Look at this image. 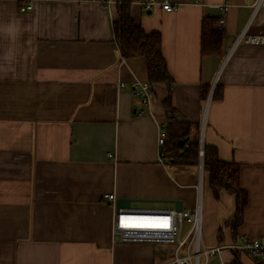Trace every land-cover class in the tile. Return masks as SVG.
Masks as SVG:
<instances>
[{
	"label": "crops",
	"instance_id": "obj_1",
	"mask_svg": "<svg viewBox=\"0 0 264 264\" xmlns=\"http://www.w3.org/2000/svg\"><path fill=\"white\" fill-rule=\"evenodd\" d=\"M119 1L39 0L25 11L0 0V264L171 260L170 243L113 241L106 193L132 199L130 208L198 204L206 248L264 235V43L238 39L264 35V6L229 0L224 12L225 0H169L175 9L165 11L133 1L134 21L159 32L172 79L151 83L144 106L133 84L148 82L145 59L121 58L113 38ZM224 13L219 52L201 53L202 21ZM171 120L166 155L185 131L215 148L238 166L242 205L224 189L215 196L198 162L157 160L159 126ZM220 258L264 264L231 249Z\"/></svg>",
	"mask_w": 264,
	"mask_h": 264
},
{
	"label": "built area",
	"instance_id": "obj_2",
	"mask_svg": "<svg viewBox=\"0 0 264 264\" xmlns=\"http://www.w3.org/2000/svg\"><path fill=\"white\" fill-rule=\"evenodd\" d=\"M18 6L25 11L33 9V5L39 0H14ZM108 1V0H107ZM156 2L165 11L175 9L169 0H149L145 8H150V4ZM229 5V0L222 4L223 11ZM251 6L253 10L259 6H264V0H256ZM225 12V11H224ZM225 25V13L217 20L216 28L223 30ZM253 44L264 43V35L247 34L238 39ZM122 85V82L119 83ZM135 92L142 100L144 106L148 105V96L150 84L148 82H135L133 84ZM164 125L159 126L157 135V160L161 163L169 162L170 156H167L163 147L166 136ZM202 144L198 149V164L202 172ZM200 178L202 175L200 174ZM201 179L199 182L200 188ZM103 199L112 204L113 212V241L116 242H150V243H170L173 245V254L171 260L164 264H208L211 257H217L216 264H224L220 258V253L224 249H231L237 252L247 254L253 259L264 263V235L258 237H241L239 242L229 244H219L213 248L203 246L201 237V209L197 204L192 209H155V208H130L115 207V196L113 193L103 194ZM189 223V229L181 238L183 223Z\"/></svg>",
	"mask_w": 264,
	"mask_h": 264
},
{
	"label": "trees",
	"instance_id": "obj_3",
	"mask_svg": "<svg viewBox=\"0 0 264 264\" xmlns=\"http://www.w3.org/2000/svg\"><path fill=\"white\" fill-rule=\"evenodd\" d=\"M135 0H120L116 5L117 18L112 23L113 38L119 49L121 58L141 56L145 59L148 83L171 84V76L161 51V37L159 32L146 33L134 21L130 12V4ZM217 20L204 19L201 24V53L215 54L219 52L221 30L216 28ZM221 91L215 86L212 98H219ZM167 101L168 98L166 99ZM168 105V104H167ZM175 121H170L169 131ZM167 134V133H166ZM188 135L185 131L176 138L171 149L170 161L177 164H191L198 162L199 143L187 142L179 147L177 140ZM202 171L207 174L208 185L215 196L222 189L237 195L240 205L244 202V194L238 186V166L231 162L219 160L215 148L202 144ZM235 253H238L235 251ZM235 259L233 264H238Z\"/></svg>",
	"mask_w": 264,
	"mask_h": 264
},
{
	"label": "water",
	"instance_id": "obj_4",
	"mask_svg": "<svg viewBox=\"0 0 264 264\" xmlns=\"http://www.w3.org/2000/svg\"><path fill=\"white\" fill-rule=\"evenodd\" d=\"M187 140H188V137L186 136L182 139L177 140L176 143L179 147H182L187 142ZM131 201H132V199L117 198L115 200V207H116V209L119 207H130ZM172 202H173V208L175 210H181L182 209L181 202L179 200H172Z\"/></svg>",
	"mask_w": 264,
	"mask_h": 264
},
{
	"label": "rangeland",
	"instance_id": "obj_5",
	"mask_svg": "<svg viewBox=\"0 0 264 264\" xmlns=\"http://www.w3.org/2000/svg\"><path fill=\"white\" fill-rule=\"evenodd\" d=\"M206 183H207L206 179H205V181L202 182V184L200 183L201 189L203 188V185H204L203 194H204V192H207V189H208ZM206 196H207V193L205 194V197ZM188 229H189V224L184 221L183 228H182V231H181V234H180L181 238L186 234V232L188 231ZM233 251H235V250H233Z\"/></svg>",
	"mask_w": 264,
	"mask_h": 264
}]
</instances>
